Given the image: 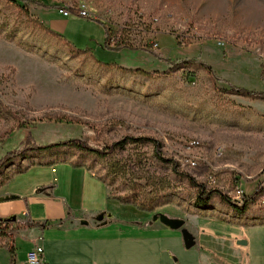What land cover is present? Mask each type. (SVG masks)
<instances>
[{
  "label": "rangeland",
  "instance_id": "rangeland-1",
  "mask_svg": "<svg viewBox=\"0 0 264 264\" xmlns=\"http://www.w3.org/2000/svg\"><path fill=\"white\" fill-rule=\"evenodd\" d=\"M36 1L51 10L59 3L72 6V16L85 8L94 18L91 21L98 20L113 29L131 26L127 34L134 45L152 42L167 59L201 58L219 78H226L217 82L220 89L238 86L264 92V0ZM38 7L41 6L33 3L30 14L40 21ZM95 22L73 26L80 38L74 36L78 49L89 50L104 63L126 68L160 72L168 69L165 62L146 52L106 50L104 30ZM0 42L30 56L23 58L17 68L0 67V157L22 147L28 133L41 145L83 135L103 146L120 142L106 160L70 150L61 152L57 160L81 162L100 180L108 178L111 197L123 196L122 188L130 183L142 184L159 202L152 215L182 209L183 216L194 221L208 216L219 219H198L196 226L218 235L235 232L246 237L244 240L251 243L240 264H264V231L248 227L235 231L229 223L222 222L249 224L254 215L264 212V207L252 208L251 213L241 216L217 205L218 213L209 215L196 207L195 191L170 164L155 156L151 146L122 143L126 137L157 139L162 154L175 160L179 170L208 188L230 194L239 182L252 187L264 181V101L219 92L201 70L179 71L152 80L102 70L95 65L91 53L72 55L65 41L43 31L22 14L16 3L6 0H0ZM109 80L126 90L106 86ZM42 161L30 156L25 160L26 164ZM18 169L19 164L0 181ZM261 188L255 191L261 193ZM262 201L264 197L257 205ZM201 238H197L198 249L219 243L212 236ZM11 247V242L0 236V264H12L6 251ZM215 247L209 251L215 254L217 250L224 263L228 259L225 244ZM18 251L20 259H24L25 252Z\"/></svg>",
  "mask_w": 264,
  "mask_h": 264
},
{
  "label": "crops",
  "instance_id": "crops-1",
  "mask_svg": "<svg viewBox=\"0 0 264 264\" xmlns=\"http://www.w3.org/2000/svg\"><path fill=\"white\" fill-rule=\"evenodd\" d=\"M52 10L54 12H50ZM52 10L38 7L36 13L46 28L75 47L73 26L95 22L75 15L64 17L57 9ZM98 26L104 30L102 25ZM23 58L30 59V56L15 46L0 42V67L11 65L17 68ZM22 167L28 169L14 174L0 187V198H14L0 202V219L40 222L47 228L23 230L17 237L7 238L12 245L10 251L6 250L12 264H27V253L37 246L44 249L45 264H240L242 254L249 249L246 248L251 242H247V246L238 245L239 238L246 241V237H239L235 232L218 235L211 229L200 231L196 226L198 219L207 222L219 219L208 216L194 221L192 217L183 216L182 209L164 213L171 218H185L189 224L187 229L195 237L207 239L212 236L220 244H225L228 259L223 263L217 250L215 254L209 251L219 243H214L211 248L194 247L191 252L185 248L179 231L153 222L154 215L150 212L112 199L108 186L89 168L74 167L71 163L47 166L26 164L25 161ZM241 185L248 195L254 193L256 185L251 187L246 182ZM41 188L50 189L39 193ZM101 214L105 218L98 222L96 219ZM263 214L256 216L259 221L249 224L222 222L229 223L227 225L235 231L245 227L264 231ZM19 249L25 252L24 259H20Z\"/></svg>",
  "mask_w": 264,
  "mask_h": 264
},
{
  "label": "trees",
  "instance_id": "trees-1",
  "mask_svg": "<svg viewBox=\"0 0 264 264\" xmlns=\"http://www.w3.org/2000/svg\"><path fill=\"white\" fill-rule=\"evenodd\" d=\"M6 1L16 3V7L22 12V14H24L29 21L40 27L43 31L47 32L52 37L60 38L61 40L65 41L72 55L78 56L80 54H86L88 52L91 53L89 50L76 48L70 42L65 40L61 35L46 28L37 18L31 17L30 6L33 3L37 4V6L40 5L43 8H48L47 6H44L43 4H39V2H37L36 0H20L21 2H18L17 0H6ZM52 8L57 9L58 7L53 6ZM95 21L104 27L105 30L104 48L106 50L116 53H119L125 49L131 51L146 52L153 55L158 60L165 62L168 66V69L163 72L146 71L142 68H126L118 64L104 63L102 61H99L93 55V53H91V57L93 58L95 65L102 70L113 69L120 72L121 74H127L130 76L135 75L149 80L150 79L152 80L155 77L171 76L179 71L194 73L193 71L201 70L205 72L207 75H209V77L212 79L213 86L219 92H222L227 95L242 97L245 99H249L251 101H264L263 91L250 90L238 86H231L229 89H220L217 86V82H224V80L219 78L216 75V72L214 71L213 67L201 58L178 59V60L167 59L163 54L158 53L157 49H154L156 45H154V43L152 42L149 43L148 42L149 40L147 41L148 43H145L144 45H140V46L134 45L133 42L130 40V38H128L129 37L128 32L132 29L131 26H122L118 29H113L111 27L105 26V24L99 22L98 20ZM189 45L190 42L187 43V46ZM262 78L264 79V68H263ZM105 83L107 84L106 86L118 88L119 90L121 89L126 90V88L120 86L119 84L118 85L112 84L110 80L108 82L106 81ZM122 143L125 144L143 143L145 145L151 146L153 148L155 156L159 160L170 164L174 172L177 174V176L182 181L186 182V184L192 190L195 191L194 201L196 207L202 211H206L207 214L209 213L215 214L217 212V208H216L217 205H221L223 208H226L227 211L234 210L235 213L237 212L241 216L247 213H251L250 210H252V208L264 207L257 205L258 200L260 201V198L264 197V188L260 189L262 190L261 193L255 191L252 195L245 196L242 204L237 205L232 200L229 194L223 192L220 189L208 188L206 184L198 182L196 178H194L193 176L179 170V164L175 160L165 157L162 154V152L160 151L161 143L157 139L150 137H143L141 139L126 137V140ZM120 145L121 143L119 142L110 146H103L102 144H100V142H95L92 137L86 135H83L81 138L69 139L58 143H52L49 145H41L37 143L32 133H28L22 147L14 148L0 157V179L3 176H5L7 172L11 171L17 164H19V167L21 169H18L17 172L13 173V175L16 173H23L25 170H27L28 167H22V163L23 161L27 160L29 156L32 157L33 159L43 160L42 162H38V163L33 162L31 164L51 166L59 163H71L74 167H82L85 165L81 162L74 163L65 160L58 161L57 156H59L61 152L64 153V151L70 150L73 152H78L80 154L92 155L99 160H106L107 157L112 155ZM12 176L8 177L4 181L3 180L0 181V187H2L8 181H10ZM102 181L105 184H107L106 181H108V178L102 179ZM109 181L112 184L114 183L115 180L110 179ZM240 183L241 182H239V184ZM49 189L50 188H41L39 190V193H46ZM122 191L124 193L123 196H114L111 198L118 200L122 204L134 205L139 210L150 213L154 212L157 207L156 205L159 204V202H156L154 198H151L150 194L146 192V189L142 184L130 183V185H128L127 187L122 188ZM213 214H209V215H213ZM252 219L253 220L250 222L259 221V218H257L256 215H254ZM33 228L46 229L47 227L44 223H40V222H31V221L23 222V221H18L16 218L0 219V236H2L5 239L10 237H17L18 235H20V233L23 230L33 229Z\"/></svg>",
  "mask_w": 264,
  "mask_h": 264
},
{
  "label": "built area",
  "instance_id": "built-area-1",
  "mask_svg": "<svg viewBox=\"0 0 264 264\" xmlns=\"http://www.w3.org/2000/svg\"><path fill=\"white\" fill-rule=\"evenodd\" d=\"M59 4L60 6L57 5L58 7L57 11L59 12L60 15L64 17H70L73 15V10L75 9L74 7L65 5L63 3H59ZM77 16L80 18L87 19V20L94 19L91 15L87 13L85 8H80L77 11ZM193 165H196V164L193 163ZM257 187H264V181L262 183H257L255 188ZM229 195L232 198V200H237L238 198H244L245 196H250L246 192L245 188L241 185V183L237 185V187ZM258 206H264V201H262L261 205H258ZM43 254H44V249L42 246H37L33 248L26 255V263L27 264H45Z\"/></svg>",
  "mask_w": 264,
  "mask_h": 264
},
{
  "label": "water",
  "instance_id": "water-1",
  "mask_svg": "<svg viewBox=\"0 0 264 264\" xmlns=\"http://www.w3.org/2000/svg\"><path fill=\"white\" fill-rule=\"evenodd\" d=\"M14 198L5 197L0 198V202L12 200ZM105 218L104 214H101L97 217L98 222H102ZM153 222H160L162 225L166 226L172 231H179L182 235L184 246L187 250H191L197 245L196 237L186 228V220L182 218H171L164 213H156L153 216ZM82 224L87 225V222H83ZM238 245L247 246L246 241H238Z\"/></svg>",
  "mask_w": 264,
  "mask_h": 264
},
{
  "label": "bare ground",
  "instance_id": "bare-ground-1",
  "mask_svg": "<svg viewBox=\"0 0 264 264\" xmlns=\"http://www.w3.org/2000/svg\"><path fill=\"white\" fill-rule=\"evenodd\" d=\"M264 188V187H262ZM244 198H238L237 200H234V202L237 204V205H241L242 202H243Z\"/></svg>",
  "mask_w": 264,
  "mask_h": 264
}]
</instances>
